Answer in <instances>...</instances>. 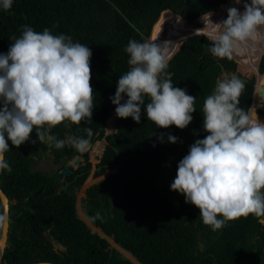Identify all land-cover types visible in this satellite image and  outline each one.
<instances>
[{
	"label": "trees",
	"instance_id": "trees-1",
	"mask_svg": "<svg viewBox=\"0 0 264 264\" xmlns=\"http://www.w3.org/2000/svg\"><path fill=\"white\" fill-rule=\"evenodd\" d=\"M245 2L250 0H13L9 10L0 7V53L8 52L24 26L36 32L49 29L90 48L94 106L92 119L51 129L49 135L66 141L63 148L37 140L35 129L19 148L9 141L5 160L12 171H2L0 184L12 201L11 213L24 211L10 221L1 264H264L260 219L241 217L213 231L183 195L177 204L172 200L163 178L171 156L182 159L208 135L203 104L221 75L236 74L245 85L239 107L264 122V27L237 47L232 59L209 51L227 10L244 11ZM168 19L176 26L166 34L162 28ZM154 38L170 58L173 85L196 97L193 120L183 130L159 128L142 109L139 124L131 117L118 118L117 132L106 136L116 107L110 97L119 77L130 70L125 48L130 40ZM145 102H150L147 97ZM169 135L177 142H168ZM70 137L90 139L89 146L105 138L107 145L95 157L85 153V162L64 179L32 170L36 158L48 153L58 172L80 156L67 143ZM45 233L60 246L58 251L40 237Z\"/></svg>",
	"mask_w": 264,
	"mask_h": 264
},
{
	"label": "clouds",
	"instance_id": "clouds-1",
	"mask_svg": "<svg viewBox=\"0 0 264 264\" xmlns=\"http://www.w3.org/2000/svg\"><path fill=\"white\" fill-rule=\"evenodd\" d=\"M12 4L13 0H0L5 11ZM243 7V12L229 8L227 18L217 24L209 49L214 57L232 59L237 47L260 34L264 0H250ZM125 52L130 70L119 77L110 97L116 116L131 117L139 124L143 109L156 127L187 128L196 112V97L173 85L172 73L167 71L170 58L162 45L130 40ZM91 57L90 48L73 43L70 36L54 35L49 29L36 32L30 26H24L6 54L0 53V172L12 171L5 160L9 141L19 148L31 140L35 129L37 140L63 148L66 141L49 135L51 129L65 121L78 125L92 119ZM244 88L236 76L217 81L203 104V128L208 135L190 146L170 185L185 203L199 209L203 223L213 231L249 215L264 223V122L239 107ZM146 97L150 102H145ZM85 132L92 136L91 129ZM177 139L168 136L170 143ZM67 143L84 152L90 139L70 137ZM8 220L6 212L0 214V227Z\"/></svg>",
	"mask_w": 264,
	"mask_h": 264
},
{
	"label": "rangeland",
	"instance_id": "rangeland-1",
	"mask_svg": "<svg viewBox=\"0 0 264 264\" xmlns=\"http://www.w3.org/2000/svg\"><path fill=\"white\" fill-rule=\"evenodd\" d=\"M241 12H243V11H241ZM175 26H176L175 23H172V24H170L167 27L165 26V27L162 28V32L166 33V30L167 31H172L175 28ZM151 42H155V43L159 44V41L156 38L152 39ZM233 76H236V74L235 73H225V74L220 76L219 80H222V79H225V78H229L230 79ZM112 114L115 116V120H114V122L112 124V129L111 130H108V121H107L106 136L117 132L116 131L117 127H116L115 123H117L116 120L118 118L116 116V113L112 112ZM106 145H107V141L104 138V139H102L100 141H97L96 143L92 144L91 146H89L88 149L86 151H84V153H88L89 156L95 157V156L101 154L102 150L106 147ZM180 160H181V158H180L179 154H175V155L171 156V158L164 165V169H163L164 184L168 188V190L170 191L171 198L176 204L178 203V199H179V197L182 196V194L170 190V185L173 182L172 178H173L175 166L179 163ZM84 162H85V159H84V161H82V164ZM58 168H59V166L56 165L53 162L52 155H50L49 153L46 156H44V157L36 158L35 162L32 165V170L41 171V172L48 173V174L58 173V171H59ZM81 197H83V196L80 195V198ZM53 246L55 247V250H58L60 248V246L57 245V244H53Z\"/></svg>",
	"mask_w": 264,
	"mask_h": 264
},
{
	"label": "water",
	"instance_id": "water-1",
	"mask_svg": "<svg viewBox=\"0 0 264 264\" xmlns=\"http://www.w3.org/2000/svg\"><path fill=\"white\" fill-rule=\"evenodd\" d=\"M171 23H172V19H168L165 22L164 26H168ZM113 113H115V110L113 111ZM106 129H107V127H106ZM116 131H117V128H116ZM84 155H85V153L82 152L80 156L73 158L70 161V163L67 165L66 168H64L63 170H61L60 172H58L56 178L58 180L64 179L65 177H67L70 174L74 173L79 168V166L82 164V161H84ZM1 174H2V172H0V181H1ZM0 200H1V203L3 205V210H4L3 211V214L6 212L7 215H8V217H9V220H8L7 225L4 226V227H0V229H1V238H0V264H1L2 263V259H3L4 254H5V251H6V248L8 246V239H9V232H10V221L12 219H14L15 217L19 216L24 211V209H21V210L15 212V213H11L10 206H11L12 201H10L9 197L2 190L1 184H0ZM40 237L41 238H44L45 240H47L49 242H53L52 237H50L48 235V233H45L43 236L40 235ZM34 264H55V263L42 262V263H34Z\"/></svg>",
	"mask_w": 264,
	"mask_h": 264
},
{
	"label": "bare ground",
	"instance_id": "bare-ground-1",
	"mask_svg": "<svg viewBox=\"0 0 264 264\" xmlns=\"http://www.w3.org/2000/svg\"><path fill=\"white\" fill-rule=\"evenodd\" d=\"M172 23H173V20H172ZM171 23V24H172ZM169 26V25H168ZM165 27V26H164ZM167 27V26H166ZM170 31H167L166 30V33H169ZM114 120H115V116L114 115H112L111 116V118L109 119V121H108V130H111L112 129V124H113V122H114ZM103 151V150H102ZM102 153V152H101Z\"/></svg>",
	"mask_w": 264,
	"mask_h": 264
},
{
	"label": "flooded vegetation",
	"instance_id": "flooded-vegetation-1",
	"mask_svg": "<svg viewBox=\"0 0 264 264\" xmlns=\"http://www.w3.org/2000/svg\"><path fill=\"white\" fill-rule=\"evenodd\" d=\"M76 157H78V156H76ZM69 163H70V162H69ZM69 163H68V164H69ZM51 243H52V245H53V244H56L54 241H53V242H51ZM57 245H58V244H57ZM53 248L55 249V247H54V246H53ZM59 249H60V248H59ZM59 249H58V250H59ZM58 250H56V251H58Z\"/></svg>",
	"mask_w": 264,
	"mask_h": 264
}]
</instances>
